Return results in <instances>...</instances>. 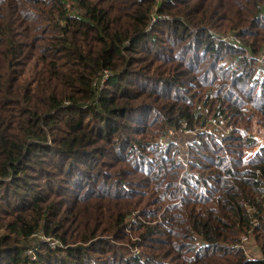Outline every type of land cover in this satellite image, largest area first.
<instances>
[{
  "label": "trees",
  "instance_id": "16d2710c",
  "mask_svg": "<svg viewBox=\"0 0 264 264\" xmlns=\"http://www.w3.org/2000/svg\"><path fill=\"white\" fill-rule=\"evenodd\" d=\"M0 264H264V0H0Z\"/></svg>",
  "mask_w": 264,
  "mask_h": 264
},
{
  "label": "built area",
  "instance_id": "2783aa9c",
  "mask_svg": "<svg viewBox=\"0 0 264 264\" xmlns=\"http://www.w3.org/2000/svg\"><path fill=\"white\" fill-rule=\"evenodd\" d=\"M224 40H226V41H236L237 43H240L239 40L235 39V37H232V36H230V37H225ZM211 124H212L213 126L217 127V129L220 131V135H221V137H225V136H227V135L230 133V131H231V128L228 127V126L226 125L225 121H223V120H215V119H213V120H211ZM181 133H182L183 135H185V134H187V135L194 134L195 137H194L193 139L196 138V132H192V131H184V132H181ZM193 141H194V140H193ZM193 141H187V142L184 144L183 152L180 153V154L178 155V159H179L181 162H183V164H186V165H187L188 158H189V154H188V152H189V148H190L191 144L193 143ZM163 144H164L163 140H160V145H163ZM47 241H49V239H48ZM248 242H249V239H248L246 236H244V237L242 238V240H241V244H240V246H238V247H242V248H244V249L246 250V244H247ZM57 244H58V243H56V242H52L50 245L54 248ZM28 254L32 255L33 252L30 251V252H28Z\"/></svg>",
  "mask_w": 264,
  "mask_h": 264
},
{
  "label": "rangeland",
  "instance_id": "374dc122",
  "mask_svg": "<svg viewBox=\"0 0 264 264\" xmlns=\"http://www.w3.org/2000/svg\"><path fill=\"white\" fill-rule=\"evenodd\" d=\"M195 135L194 134H190V135H183L181 132H177L176 134H171L170 135V138L172 141L176 142L177 145L179 146V149L181 150L180 153L183 152V149H184V144L187 142V141H193ZM260 138V137H259ZM165 143V141H163ZM256 249V246L253 242H248L246 244V251H247V254L251 257H258V253L255 251Z\"/></svg>",
  "mask_w": 264,
  "mask_h": 264
}]
</instances>
